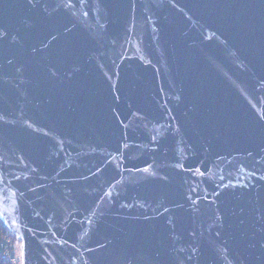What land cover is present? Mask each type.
Listing matches in <instances>:
<instances>
[{
    "label": "water",
    "instance_id": "obj_1",
    "mask_svg": "<svg viewBox=\"0 0 264 264\" xmlns=\"http://www.w3.org/2000/svg\"><path fill=\"white\" fill-rule=\"evenodd\" d=\"M0 219L21 264H264V0H0Z\"/></svg>",
    "mask_w": 264,
    "mask_h": 264
},
{
    "label": "trees",
    "instance_id": "obj_2",
    "mask_svg": "<svg viewBox=\"0 0 264 264\" xmlns=\"http://www.w3.org/2000/svg\"><path fill=\"white\" fill-rule=\"evenodd\" d=\"M19 247L20 241H18L13 235L9 234L7 228L0 219V264H20L19 261L9 263L3 259L4 254H8L12 258L17 259L16 256H18Z\"/></svg>",
    "mask_w": 264,
    "mask_h": 264
},
{
    "label": "built area",
    "instance_id": "obj_3",
    "mask_svg": "<svg viewBox=\"0 0 264 264\" xmlns=\"http://www.w3.org/2000/svg\"><path fill=\"white\" fill-rule=\"evenodd\" d=\"M10 234V233H9ZM19 249H20V247H19ZM3 259L6 261V262H14L15 260L10 256V255H8V254H4V256H3ZM21 261V260H20Z\"/></svg>",
    "mask_w": 264,
    "mask_h": 264
},
{
    "label": "rangeland",
    "instance_id": "obj_4",
    "mask_svg": "<svg viewBox=\"0 0 264 264\" xmlns=\"http://www.w3.org/2000/svg\"><path fill=\"white\" fill-rule=\"evenodd\" d=\"M18 256H16L17 257V259L16 258H13L15 261L14 262H16V261H19L20 262V264H21V261H20V249L18 248ZM14 262H12V263H14Z\"/></svg>",
    "mask_w": 264,
    "mask_h": 264
}]
</instances>
